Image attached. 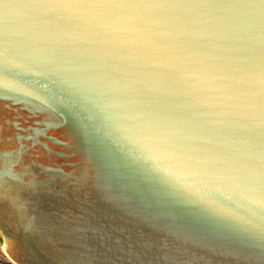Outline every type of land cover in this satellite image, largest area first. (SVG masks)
<instances>
[{
	"label": "water",
	"instance_id": "95a60500",
	"mask_svg": "<svg viewBox=\"0 0 264 264\" xmlns=\"http://www.w3.org/2000/svg\"><path fill=\"white\" fill-rule=\"evenodd\" d=\"M161 2L196 6L0 0V65H14L0 70V231L14 263L264 264L252 226L264 222V8ZM161 19L207 51L177 48ZM225 49L221 83L211 58Z\"/></svg>",
	"mask_w": 264,
	"mask_h": 264
},
{
	"label": "snow or ice",
	"instance_id": "6c2138e0",
	"mask_svg": "<svg viewBox=\"0 0 264 264\" xmlns=\"http://www.w3.org/2000/svg\"><path fill=\"white\" fill-rule=\"evenodd\" d=\"M82 7L86 8H93V9H100V10H109V9H121V10H127V9H164V8H181V7H194L196 5L181 3V2H161V0H82L81 5ZM230 6H249V7H255L257 6L254 3H249L247 5H230ZM259 6L261 8H264V0H259ZM159 23H167L171 27L172 31L176 33V36L174 39L176 40V47L179 49H184L188 47H198L202 51L206 52V46L204 45H197L194 41L189 40L187 36L184 35L183 32H180L179 29L176 27V22L174 21H167L161 19L158 21ZM148 21L146 20H138V23L136 27L138 30H144L145 34L149 38H155L156 33L151 31L150 28H147ZM145 26L144 29H141L140 26ZM213 60V69L217 73H221L223 75L216 76L213 75V79L220 81L222 83L223 80L228 78V74H230L233 71V66L231 59L228 55V50H222L218 52L215 56L211 58ZM12 61L10 59H5V62L0 65V70L7 72L9 68L13 67ZM7 86V85H6ZM244 179L252 181L253 178L250 177H244ZM261 182H264V175L261 176ZM262 221H264V218H262ZM248 223L252 224L251 221H248ZM253 227H258L262 234H264V222L261 224H252Z\"/></svg>",
	"mask_w": 264,
	"mask_h": 264
},
{
	"label": "rangeland",
	"instance_id": "374dc122",
	"mask_svg": "<svg viewBox=\"0 0 264 264\" xmlns=\"http://www.w3.org/2000/svg\"><path fill=\"white\" fill-rule=\"evenodd\" d=\"M2 247H5V240H4V236L0 231V264H15L11 258H7V256H5V254L2 251Z\"/></svg>",
	"mask_w": 264,
	"mask_h": 264
},
{
	"label": "bare ground",
	"instance_id": "6f19581e",
	"mask_svg": "<svg viewBox=\"0 0 264 264\" xmlns=\"http://www.w3.org/2000/svg\"><path fill=\"white\" fill-rule=\"evenodd\" d=\"M2 251H3V253L5 254V256H7V258H8V253H7V250H6V246L5 247H2ZM10 258V257H9ZM13 261V260H12ZM16 264V263H15Z\"/></svg>",
	"mask_w": 264,
	"mask_h": 264
}]
</instances>
